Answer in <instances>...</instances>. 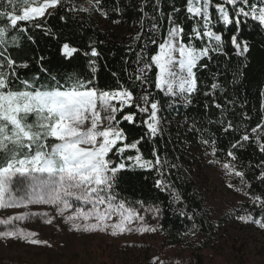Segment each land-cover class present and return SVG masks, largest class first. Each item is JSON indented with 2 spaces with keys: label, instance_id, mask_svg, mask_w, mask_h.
<instances>
[{
  "label": "snow or ice",
  "instance_id": "obj_1",
  "mask_svg": "<svg viewBox=\"0 0 264 264\" xmlns=\"http://www.w3.org/2000/svg\"><path fill=\"white\" fill-rule=\"evenodd\" d=\"M88 2L91 8H67L66 11L89 13L94 9L105 19L108 18V13L99 7L100 0ZM61 3L62 0H0V210L30 209L31 206L54 209L53 215H49L48 211L29 210L0 218V241L51 247L48 241L36 238L37 232L17 226V222L34 217L43 218L47 225L55 222L57 230L62 221L70 232L110 233L113 237L126 230L130 231L126 225L134 220L143 221L144 217L139 210L133 208L116 191L118 173L128 167L123 162V154L135 150L136 156H128L127 159L134 161V166L140 169H157L162 162L155 149V161L144 160L138 149L141 141L127 143V137L119 125L122 121L134 123L139 114L141 123L147 129L146 135L154 139L162 132V128L158 116L159 102L152 100V94L146 87L151 79L149 72L153 67L156 70V90L173 100L183 98L191 103L190 97L197 91L194 69L210 53L223 52V35L211 27L213 17L209 9L213 6V0H187L185 11L189 19L196 21L192 28L193 35L185 43L184 29L174 21V13L180 9L174 8L168 16L169 29L163 42L157 45L156 39H151V44L157 45V51L149 56L146 42L136 54L138 67L134 74H129V79L133 84H141V91L137 94L123 84L117 89L100 90L95 83V75L92 79H84L69 74L63 81L51 76L49 83H39V75L31 80L20 79L17 68H27L28 64H18L12 58L10 48L19 46L17 37L20 33L27 34L26 25L42 28L43 25L36 21L45 17L46 13L52 15L48 9L54 12ZM146 6L147 0L140 10L143 18L152 20L149 32L155 36L159 25L155 22V16H149L144 11ZM228 6H231V11ZM154 8L162 14L160 0H155ZM215 11L225 27L235 25L236 31L230 43L236 54H246L249 47L247 41L241 40L239 33L243 22L247 20L264 27V6H261V0L256 3H250V0H220L215 3ZM61 20H65V17L62 16ZM141 35L143 32L137 33L134 39L138 40ZM205 38L207 44L204 47L193 46V39L203 41ZM28 39L32 40V37L28 36ZM78 51L68 43L61 48V54L66 59L72 58ZM84 55L90 57L89 67L95 74L96 61L91 57L99 56L97 49L90 46V52ZM43 59L40 58L41 61ZM41 71L46 73L47 69L41 66ZM217 87L214 83L212 93L206 92L205 96L214 95ZM261 95L264 96V93ZM133 106L135 112H125L126 108ZM208 107L206 104L205 109ZM211 107L220 109L223 115L225 106L215 99ZM261 107L264 108V103ZM221 124L225 132L236 130L231 121L226 125L221 121ZM260 132H264V121L250 129L251 134H256L259 151L264 153V136L258 134ZM251 139L252 136L246 131L231 148H242L244 142ZM203 143L208 145L209 141L203 140ZM211 143L214 145L215 141ZM113 155L120 157L121 162L115 163L111 158ZM212 155H216L215 147L212 148ZM227 157L231 161L237 159L232 150L227 152ZM261 163L264 164V161ZM222 167L226 174L241 179L242 187L236 188V191L250 195L245 191L251 187L250 183H244L245 173L238 170L234 163L224 162ZM257 179L264 180V171L260 172ZM156 186L167 190L163 180H156ZM227 187L231 189L235 186L228 183ZM170 195L174 196V193ZM250 199L257 206H264V197L256 195L250 196ZM69 210H72L70 214ZM159 211V208L155 209L157 216ZM180 214L189 220L194 219L183 211ZM113 217L118 219L109 224L108 221ZM235 219L264 229V217L257 219L249 214L235 216ZM197 230V225L193 223L189 232L183 235L195 236ZM137 231L141 234L155 233L157 228L142 226ZM157 259L154 258L153 264Z\"/></svg>",
  "mask_w": 264,
  "mask_h": 264
},
{
  "label": "trees",
  "instance_id": "obj_2",
  "mask_svg": "<svg viewBox=\"0 0 264 264\" xmlns=\"http://www.w3.org/2000/svg\"><path fill=\"white\" fill-rule=\"evenodd\" d=\"M256 2L250 0V3ZM143 4L145 0H100L99 7L108 13L105 19L94 9L89 13L66 11L67 8H91L88 0H62L60 6L51 12L52 15L36 21L43 25L42 28L26 25L27 34L20 33L17 37L19 46L10 48V54L18 64H28L27 68H17L20 79L31 80L39 75V83H49L51 76L63 81L69 74L84 79H92L95 75V83L100 90L117 89L123 84L134 94L139 93L141 84H133L129 79V74H134L138 67L136 54L146 42L149 56L157 51V45L163 42L168 33L169 13H173L174 8L180 9L174 13V21L183 27L185 43L189 42V36L193 35L192 28L196 25V21L189 19L185 11L187 0H160L162 14L155 10V0H147L144 11L149 16H155V22L159 25L155 36H152L149 32L152 20L143 18L140 10ZM214 5L211 7V27L223 35V52L210 53L194 69L197 91L191 95V103L183 98L173 100L156 90V70L153 67L149 72L151 79L146 87L152 94V100L159 102L158 116L162 132L154 139L146 135L147 129L141 123L139 114L134 123L122 121L119 127L123 129L127 143L141 141L138 149L144 160L154 162L155 149L162 163L157 169H140L127 159L128 156H136V151H126L123 162L128 167L118 173L116 191L133 207L154 211L159 208L158 244L162 251L172 249L186 253L178 254L186 256L185 264H203L207 255H211L212 260L217 258L227 264H245L243 253L248 252L240 242L242 230L233 224V220L238 215L251 214L257 219L264 217V206H257L250 199V196L256 195L264 197V180L257 179L264 171V164L261 163L264 153L259 151L256 134L250 133L252 127L264 121V108L261 107L264 103V96L261 95L264 93V27L251 20L243 22L239 36L247 41L249 51L238 56L230 43L236 31L235 25L225 27L219 21ZM261 6H264V0H261ZM228 7L231 11V6ZM62 16L65 17L63 21ZM140 32L143 35L138 40L134 39ZM152 38L156 39L157 45L151 44ZM65 43L80 51L66 59L61 54ZM192 44L202 48L207 44V38L203 41L193 39ZM90 46L99 53L98 57H91L96 61L95 74L89 67L90 57L84 55L90 52ZM41 57L44 58L42 61ZM41 66L47 69L46 73L41 71ZM214 83L218 85L214 95L205 96L206 92L212 93ZM213 99L225 106L223 115L220 109L211 107ZM206 104L209 105L207 110ZM135 111L134 106L125 109V112ZM221 121L225 125L231 121L236 130L225 132ZM246 131L252 139L244 142L242 148L232 149L231 145ZM258 134L264 136V132ZM203 140H208L209 144L205 145ZM212 141H215L214 145ZM213 147L216 148L215 156L212 155ZM229 150L234 151L237 157L235 161L227 157ZM111 158L117 164L121 162L120 157L113 155ZM224 162L236 164L237 169L245 173L244 183L251 185L245 191L250 195L236 191V188L242 187L241 179L228 174L225 176L226 185L232 183L234 188L227 187L223 191L219 185L215 192L220 196L215 201L211 194L206 193L208 189L205 190L204 186L207 185H203L205 169L210 166L223 168ZM158 179L163 180L167 190L156 186ZM170 193H174V196ZM181 211L194 219L182 217ZM193 223L197 225L196 235H183L189 232Z\"/></svg>",
  "mask_w": 264,
  "mask_h": 264
},
{
  "label": "rangeland",
  "instance_id": "obj_3",
  "mask_svg": "<svg viewBox=\"0 0 264 264\" xmlns=\"http://www.w3.org/2000/svg\"><path fill=\"white\" fill-rule=\"evenodd\" d=\"M52 11V9H48V12ZM209 11L211 14V8ZM46 15L48 14L46 13ZM132 162L134 164V161ZM225 176L226 171L223 168L210 166L205 169L203 185H207L204 186L205 190L208 189L206 193L211 194L214 201L220 196L216 194L215 189L221 186L224 191L227 188ZM221 193L223 192L221 191ZM133 208L139 210L144 220H134L131 224L126 225V229H130V231L126 230L123 234L115 237L110 233L70 232L68 226L62 221H60V229L57 230L55 222L53 225H47L41 217L17 222L19 228L37 232L36 238L48 241L51 247L29 245L18 241H0V264H153L154 258H158L155 260V264H160V261H163V264H185L184 257L186 256L179 255H186V253L172 249L164 252L160 249L158 244L160 227L155 211ZM29 210L48 211L49 215L54 214V209L48 206H31L30 209L0 210V218ZM71 211L69 210L68 214ZM117 219V217H113L108 223L111 224ZM241 223L234 218L233 224L242 230L237 228L242 235L240 242L248 252V254L243 253L245 264H264V229H260L252 223ZM142 226L155 227L157 231L141 234L137 229ZM213 260L211 255H207L203 264H227L217 258H213Z\"/></svg>",
  "mask_w": 264,
  "mask_h": 264
}]
</instances>
